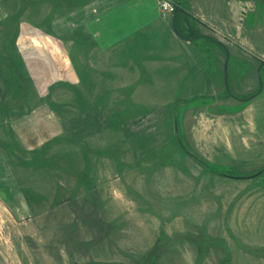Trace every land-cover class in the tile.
<instances>
[{"label": "rangeland", "instance_id": "374dc122", "mask_svg": "<svg viewBox=\"0 0 264 264\" xmlns=\"http://www.w3.org/2000/svg\"><path fill=\"white\" fill-rule=\"evenodd\" d=\"M167 1L187 11V0ZM78 2L0 0V264H264V109L253 105L237 120L236 157L227 141L214 150L213 117L191 124L198 112L210 115L197 103L214 110L206 100L180 110V121L190 115L183 127L165 125L163 114V124L126 125L149 114L156 96L117 92L111 65L87 60L99 55L78 47L79 82L56 77L52 23ZM251 2L237 31L257 55L264 0ZM177 15L180 26L213 37ZM59 39L68 48V31Z\"/></svg>", "mask_w": 264, "mask_h": 264}, {"label": "crops", "instance_id": "0c3cea01", "mask_svg": "<svg viewBox=\"0 0 264 264\" xmlns=\"http://www.w3.org/2000/svg\"><path fill=\"white\" fill-rule=\"evenodd\" d=\"M158 1L83 0L71 6L65 13L67 17H63L65 21L55 20L52 23L59 37L68 31V48L60 45L59 37L56 39L58 43H53V53L59 56L52 58L56 63V77L70 84L79 82L72 58V52L80 50L78 47L88 48L90 54L99 55L87 60L111 65L116 73L117 92L126 90L132 94L156 96V104L149 114L144 113L125 123L133 127L167 125V122L183 127L190 115L183 114L180 121V110L184 111L193 99L197 102L206 100L202 104L211 103L214 110L209 111L206 105L197 103V111L205 110L210 115L198 112L192 116L191 124L196 122L198 125L213 117L220 127V133L212 138L217 143L213 145L214 150L217 145H224L223 142L227 141L228 153L236 157V146L242 147L241 142L239 145L233 144L239 137L237 132H240L236 126L237 120L251 117L253 105L258 106V111L264 109V52L257 55L249 53L246 46L251 45V41L239 38L241 31H237L241 30L239 21L244 25L243 18L248 14L252 2L187 0L186 13L208 28L213 37L199 36L186 40L173 29L174 15L163 17L158 12ZM178 4L183 7L181 1ZM240 63L245 68L242 75L238 72ZM77 88L75 86L74 90ZM244 92H250L249 96H238V93ZM238 103H245L241 113L236 112ZM158 114H163L160 116L163 123L158 122ZM86 131L84 136L88 134ZM246 140L250 143L249 149L251 146V156L257 146L251 135ZM212 158L219 161L221 155L214 154Z\"/></svg>", "mask_w": 264, "mask_h": 264}, {"label": "trees", "instance_id": "16d2710c", "mask_svg": "<svg viewBox=\"0 0 264 264\" xmlns=\"http://www.w3.org/2000/svg\"><path fill=\"white\" fill-rule=\"evenodd\" d=\"M175 6H176V9H175V12H174V17H173V29H174L175 33L179 37H181L183 39H186V40H191V39H194L196 37H199V34H198L197 31L194 30L193 32H191V30H187L186 28H184V27L179 25L177 13H186V11H184L179 5H175ZM186 31L188 33H186Z\"/></svg>", "mask_w": 264, "mask_h": 264}, {"label": "built area", "instance_id": "2783aa9c", "mask_svg": "<svg viewBox=\"0 0 264 264\" xmlns=\"http://www.w3.org/2000/svg\"><path fill=\"white\" fill-rule=\"evenodd\" d=\"M162 14L165 16L166 14L174 13L176 6L167 0H162L161 2Z\"/></svg>", "mask_w": 264, "mask_h": 264}]
</instances>
